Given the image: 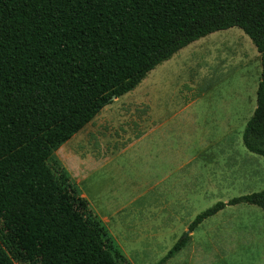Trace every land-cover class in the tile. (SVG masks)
<instances>
[{"label":"trees","instance_id":"trees-1","mask_svg":"<svg viewBox=\"0 0 264 264\" xmlns=\"http://www.w3.org/2000/svg\"><path fill=\"white\" fill-rule=\"evenodd\" d=\"M238 27L262 59L257 107L243 143L264 158V0H0V197L49 264H131L56 153L114 98L189 44ZM48 164L58 195L37 169ZM264 211V190L219 202ZM79 221L101 242L100 256ZM190 241L182 237L157 264ZM0 264H29L19 238L0 233Z\"/></svg>","mask_w":264,"mask_h":264},{"label":"rangeland","instance_id":"rangeland-1","mask_svg":"<svg viewBox=\"0 0 264 264\" xmlns=\"http://www.w3.org/2000/svg\"><path fill=\"white\" fill-rule=\"evenodd\" d=\"M240 35L255 49L241 29L233 28L228 37L216 33L194 42L152 72L151 87L164 89V113L170 118L161 126V133L151 137V163L146 148H135L114 153L110 163L89 173L99 158L94 153L95 146L85 141V130L56 153L83 197L84 192L88 194L89 199H85L91 209L104 221L131 264H157L187 235L191 236L189 244L168 264H264L263 250L255 245L260 239L250 246L244 241L247 229L259 222L252 211L264 216L257 207L227 206L205 220L194 234L189 233L196 218L217 203L264 190V158L250 153L243 143L244 131L253 115L247 123L236 119V132L228 135L223 121L226 114L220 105L222 100L237 101L238 96L247 94L243 84L234 87L235 79L246 71L237 54ZM228 38L229 42L234 41L229 45V60L220 63L217 51L227 49L224 44ZM201 46L208 55L199 54L201 50L196 52V47ZM193 64L194 75L198 73L204 81L202 85L190 82L186 68L188 65L193 68ZM201 87L204 89L201 102L181 113L182 90L195 91ZM246 97L248 104L254 98L257 107L256 95L250 93ZM217 100L220 108L215 105ZM37 170L58 195L48 164ZM149 179L152 185L157 184L153 191H149ZM144 193V198L133 202ZM76 223L103 256L101 242L82 223ZM7 231L19 238L29 264H49L26 225L11 210L5 194L0 197V233ZM110 263L114 264L111 259Z\"/></svg>","mask_w":264,"mask_h":264},{"label":"crops","instance_id":"crops-1","mask_svg":"<svg viewBox=\"0 0 264 264\" xmlns=\"http://www.w3.org/2000/svg\"><path fill=\"white\" fill-rule=\"evenodd\" d=\"M231 29L217 31L201 39L207 38L216 33L222 34V36L227 35L228 37ZM240 39H241L240 49H238L237 54L241 56V59L243 61L242 68L243 70L246 71L240 73V76H238L235 79L234 87L239 88L241 87V84H243V86L245 87V91H247L246 96L248 94L250 95L251 93V95L253 96L256 95L257 97L258 88L262 77L261 55L258 52L254 42L250 38L249 39L254 44L255 49L248 41H246L244 35H240ZM197 41H195V43ZM232 41L233 40L231 39V41L229 42V38H228L226 40V44H224V46L226 45L228 46L227 49L222 48L217 51V60L220 63L221 61L224 63L229 60V56H230L229 48L231 47L229 45L231 43H234V41L233 42ZM191 44H194V42ZM204 49L206 48L203 46L196 47V52L201 50L199 54L206 56V54L208 55V52L204 51ZM181 50L176 52L174 55L179 53ZM235 53L236 52H234V55ZM173 56L164 60L153 70H151V72H149L147 76L132 91L121 96L120 98H116L110 105L106 106L101 111L102 114L100 112L85 127L86 129L85 128L83 129L85 130L84 131V137L86 138L85 141H88V143L91 142V144L95 146L94 153H96L99 158L98 159L99 162H97L93 167H90L89 173H91L92 171H98L104 166H106L108 163H110L112 160L111 156L114 155V153L116 152H118V154L119 152L125 153L135 148H138L139 150L146 148L148 153L150 154V163H151V137L154 134L161 133L159 132L161 126L164 123L168 122L170 117H167L164 113L165 112V108H164L165 103L163 100V98L165 97L164 89L151 87L150 76L152 72L156 71L159 66H161L164 62L173 58ZM186 69L188 71V75H190V82H193L197 86H199V84L200 85L203 84L204 81L199 79L198 73L196 72V75H194L195 74L193 70L194 64H193V68L190 65H188ZM210 82L211 84H214V82L212 83L211 79ZM181 95H182V101L180 102V105L182 107L180 112L186 113V111L190 110L191 108H195L199 104V102H201L202 96L204 95V89L203 87H201L200 89L197 88L195 91L192 89L182 90ZM246 96L245 97L238 96L237 101L228 99V100H222L220 102V105L223 107L221 108L222 109L221 111L222 113L226 114V118L223 121L226 122V124L224 125V129L226 130L228 135L236 132V128H237L236 119L239 120L241 119L245 121V123H247L248 119H250L251 115H253L256 110L254 98H253V103L248 104V100ZM115 104L118 105L116 107H113ZM215 105L220 108L219 100L215 101ZM235 115L237 116L233 117ZM185 118L186 116L184 117V119ZM77 135L75 136L78 137ZM75 136L72 138L73 140L75 139ZM251 159H253V157ZM156 186L157 184L152 185L151 179H149L148 181V188H150L149 191H153ZM84 193H85V198L88 200L89 199L88 194L86 192ZM144 196L145 193L140 194V196L137 197L136 200H133V202H136L144 198ZM251 207H256V206H251ZM254 213L259 217V222L258 224H255V227L247 229L246 238H245L247 240L244 241H246L245 245L250 246L251 243L253 244V242L257 241V239H260V241L255 242V245L259 246L258 248L263 250L262 256L264 257V216L262 217L260 213L258 214L256 211H252V214ZM194 232L191 234H194ZM190 240H191V236H190ZM174 258H172L171 260H173Z\"/></svg>","mask_w":264,"mask_h":264},{"label":"water","instance_id":"water-1","mask_svg":"<svg viewBox=\"0 0 264 264\" xmlns=\"http://www.w3.org/2000/svg\"><path fill=\"white\" fill-rule=\"evenodd\" d=\"M116 98H114V100H115Z\"/></svg>","mask_w":264,"mask_h":264}]
</instances>
